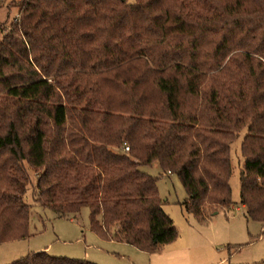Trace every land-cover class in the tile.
Returning <instances> with one entry per match:
<instances>
[{"label": "trees", "instance_id": "1", "mask_svg": "<svg viewBox=\"0 0 264 264\" xmlns=\"http://www.w3.org/2000/svg\"><path fill=\"white\" fill-rule=\"evenodd\" d=\"M16 7L0 39V245L28 237L32 172L37 205L87 207L101 237L154 253L177 232L139 167L176 174L203 218L232 206L241 130L240 202L264 224V0ZM11 264L94 263L37 252Z\"/></svg>", "mask_w": 264, "mask_h": 264}, {"label": "rangeland", "instance_id": "2", "mask_svg": "<svg viewBox=\"0 0 264 264\" xmlns=\"http://www.w3.org/2000/svg\"><path fill=\"white\" fill-rule=\"evenodd\" d=\"M0 0V39L16 18V3ZM130 4L135 0H128ZM246 131L238 132L230 146L229 179L232 206L203 218L185 207L188 197L176 174H163L158 163L140 166V171L156 180L162 208L172 221L177 238L154 253L101 237L90 228L89 209L76 215L58 217L34 202L36 176L24 196L29 205L28 237L0 245V264H11L28 254L46 252L51 257L94 264H264V224L249 218L240 202L243 169L241 144ZM112 151L114 149H111Z\"/></svg>", "mask_w": 264, "mask_h": 264}, {"label": "built area", "instance_id": "3", "mask_svg": "<svg viewBox=\"0 0 264 264\" xmlns=\"http://www.w3.org/2000/svg\"><path fill=\"white\" fill-rule=\"evenodd\" d=\"M123 150H124V151H128V148H127V147H124Z\"/></svg>", "mask_w": 264, "mask_h": 264}]
</instances>
